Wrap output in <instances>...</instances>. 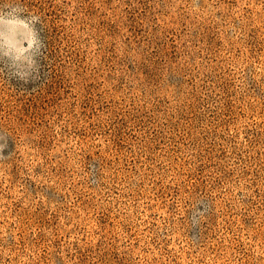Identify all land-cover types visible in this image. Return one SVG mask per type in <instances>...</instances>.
I'll list each match as a JSON object with an SVG mask.
<instances>
[{
  "label": "rangeland",
  "instance_id": "1",
  "mask_svg": "<svg viewBox=\"0 0 264 264\" xmlns=\"http://www.w3.org/2000/svg\"><path fill=\"white\" fill-rule=\"evenodd\" d=\"M0 264H264V0H0Z\"/></svg>",
  "mask_w": 264,
  "mask_h": 264
}]
</instances>
